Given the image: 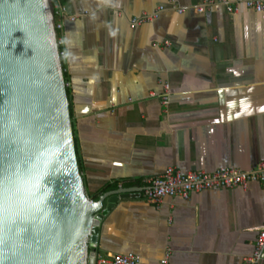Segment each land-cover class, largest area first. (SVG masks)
<instances>
[{
  "label": "crops",
  "instance_id": "0c3cea01",
  "mask_svg": "<svg viewBox=\"0 0 264 264\" xmlns=\"http://www.w3.org/2000/svg\"><path fill=\"white\" fill-rule=\"evenodd\" d=\"M203 1L57 2L79 174L89 200L118 195L101 227L103 257L162 264L169 252V264H245L264 226L259 183L161 205L144 196L147 180L170 168L252 172L264 162V13H197ZM160 6L153 22L131 24Z\"/></svg>",
  "mask_w": 264,
  "mask_h": 264
},
{
  "label": "water",
  "instance_id": "95a60500",
  "mask_svg": "<svg viewBox=\"0 0 264 264\" xmlns=\"http://www.w3.org/2000/svg\"><path fill=\"white\" fill-rule=\"evenodd\" d=\"M55 26L52 0H0V264H97L118 196L86 195Z\"/></svg>",
  "mask_w": 264,
  "mask_h": 264
},
{
  "label": "built area",
  "instance_id": "2783aa9c",
  "mask_svg": "<svg viewBox=\"0 0 264 264\" xmlns=\"http://www.w3.org/2000/svg\"><path fill=\"white\" fill-rule=\"evenodd\" d=\"M59 0H52L55 3L54 15L56 19L57 46L59 58L63 62L66 59V42L63 35L65 8L57 4ZM244 6L257 13H264V0H204L195 6L197 13H205L210 9L225 7L229 12H236ZM166 8L158 7L151 13L144 12L140 16L131 19L133 26H142L156 20L160 13ZM185 10L178 9L179 13ZM76 17H70V21H75ZM67 86V83H66ZM171 91L169 85L163 87L161 103L164 107L170 104ZM259 183L264 186V162L252 172H244L238 169L220 170L216 173L191 172L182 173L179 170L170 168L166 173L158 178L147 180V187L144 190L145 198L156 205H161L166 198H181L188 201L195 193H205L219 189H248L251 184ZM141 258L135 254H113L107 257L99 255L97 264H139ZM170 253L168 252L162 264H169ZM245 264H264V226L260 230L255 248L251 255L245 258Z\"/></svg>",
  "mask_w": 264,
  "mask_h": 264
},
{
  "label": "trees",
  "instance_id": "16d2710c",
  "mask_svg": "<svg viewBox=\"0 0 264 264\" xmlns=\"http://www.w3.org/2000/svg\"><path fill=\"white\" fill-rule=\"evenodd\" d=\"M59 4H61V3H59ZM53 5L55 6V3H53ZM62 65H63V68H65V65H64L63 62H62ZM67 95H68V100H69V91H68V89H67ZM70 113H71V106H70ZM74 140H75V147L77 148V146H76L77 142H76L75 137H74ZM109 190H111V189H106V191H104V193H106ZM101 196H102L101 194L95 195L94 197H92V201L99 202L101 200Z\"/></svg>",
  "mask_w": 264,
  "mask_h": 264
}]
</instances>
